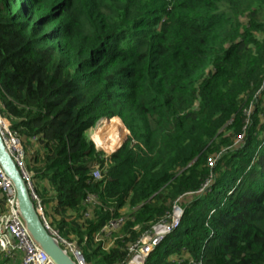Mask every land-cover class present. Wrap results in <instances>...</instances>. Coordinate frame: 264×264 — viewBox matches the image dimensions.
I'll use <instances>...</instances> for the list:
<instances>
[{
	"label": "trees",
	"instance_id": "16d2710c",
	"mask_svg": "<svg viewBox=\"0 0 264 264\" xmlns=\"http://www.w3.org/2000/svg\"><path fill=\"white\" fill-rule=\"evenodd\" d=\"M263 91L264 0H0V115L86 264H128L176 207L145 264H264ZM118 119L106 156L88 132L116 148Z\"/></svg>",
	"mask_w": 264,
	"mask_h": 264
},
{
	"label": "built area",
	"instance_id": "2783aa9c",
	"mask_svg": "<svg viewBox=\"0 0 264 264\" xmlns=\"http://www.w3.org/2000/svg\"><path fill=\"white\" fill-rule=\"evenodd\" d=\"M0 132L8 150L10 151L12 157L17 163L24 179L29 186L39 214L43 218L45 224L50 227V223L44 212L43 201L39 198L38 195H36L31 175L26 167V149L24 147V144L19 138L18 134L11 129V124L1 115ZM93 176L100 179L102 177V171L100 169H96L93 172ZM0 193L5 199L4 210L0 213V256L4 260V262H1V264H18L19 261H21L22 264H53L47 254L41 250V248L36 244V242L32 239L30 233L28 232L26 224L20 216L19 211L16 207V196L13 185L8 180L1 168ZM89 202L92 203V200H90ZM183 215L184 210L181 207H176L173 213L168 217L167 221L156 226L153 229L152 234L144 238L147 239L146 243H144V239L142 240L141 246L144 245L143 247H145V244H147V246L144 248V250L141 251V253L144 254V252H147L149 253L147 257H149L150 254L156 249V247L163 243L166 237L172 234L179 227ZM120 224L121 221L119 220L109 221V223H107L100 230V232L95 235V241H102V237L104 235H108L113 230H116L120 226ZM56 234L65 248L67 246L72 247L74 245H77L76 242L74 244L69 243L58 233ZM131 251L132 253H134L135 249L133 248ZM147 257L145 258V256L143 255L144 261L142 262V264L146 263V260L148 259ZM80 264H86L84 259L81 258Z\"/></svg>",
	"mask_w": 264,
	"mask_h": 264
},
{
	"label": "water",
	"instance_id": "95a60500",
	"mask_svg": "<svg viewBox=\"0 0 264 264\" xmlns=\"http://www.w3.org/2000/svg\"><path fill=\"white\" fill-rule=\"evenodd\" d=\"M0 168L13 185L17 210L36 244L47 254L53 264H80L81 260L76 256L77 254H71L64 247L57 234L45 224L39 214L29 186L8 150L1 132ZM79 256L82 258L81 255Z\"/></svg>",
	"mask_w": 264,
	"mask_h": 264
},
{
	"label": "rangeland",
	"instance_id": "374dc122",
	"mask_svg": "<svg viewBox=\"0 0 264 264\" xmlns=\"http://www.w3.org/2000/svg\"><path fill=\"white\" fill-rule=\"evenodd\" d=\"M262 95H264V91H263V93L260 95V97L262 96ZM259 97V98H260ZM260 99H263V98H260ZM263 102V104H262V107H264V100L262 101ZM117 119V118H116ZM104 121V120H103ZM103 121H100L93 129H91V130H89V132H88V139H89V141L91 142V143H93V145L95 146V148L97 149V151H99V152H101V153H104L106 156H111L117 149L118 150H120V148L124 145V143L127 141V139L130 137V132L127 130V128L124 126V124L122 123V121L120 120V119H118V121L119 122H121V124L123 125V128H124V130H126V132H125V137H124V140H123V142H122V144H120V145H118L116 148H113L112 149V146H113V141H114V139L113 138H111L112 136L105 130V128L104 127H102L101 126V123L103 122ZM99 127H102L106 132H107V134H108V138H107V140H108V142H107V140L105 139V140H103V137H101L99 140L102 142V141H104V144L102 145V146H99L97 143H96V141L93 139V136L96 134V132H97V130H98V128ZM108 127V126H107ZM108 129L110 130V131H113L115 128H110V127H108ZM118 133H119V130H118ZM111 150H114V152H112ZM117 150V151H118ZM182 208V207H181ZM183 209V208H182ZM95 239V238H94ZM145 241H144V243H146V240L147 239H144ZM66 241H68L69 243H75V242H71V241H69V240H67L66 239ZM75 246V247H74ZM74 246H67L66 247V249L71 253V254H75V252L76 253H78V254H80L81 256H82V250H81V248H80V246L79 245H74ZM144 246V245H143ZM143 246H141V247H138V248H136L135 247V251H134V253H133V257H132V259H131V261H130V263H128V264H142V262L144 261V259H143V255L145 256V258L149 255V253H147V252H144V254H142L141 253V251L142 250H144V248L147 246V244H145V247H143ZM82 258H83V256H82ZM148 258V257H147ZM84 259V258H83ZM18 264H22L21 263V261H19L18 262ZM144 264V263H143Z\"/></svg>",
	"mask_w": 264,
	"mask_h": 264
},
{
	"label": "crops",
	"instance_id": "0c3cea01",
	"mask_svg": "<svg viewBox=\"0 0 264 264\" xmlns=\"http://www.w3.org/2000/svg\"><path fill=\"white\" fill-rule=\"evenodd\" d=\"M117 143H120L119 141H117ZM39 187H46V184L42 183L40 184ZM39 196V195H38ZM43 197V198H42ZM42 197L40 196L39 198L43 201V207H44V212L45 215L49 221V223H53V221L56 220V213H57V209L59 207L58 203L56 200H54L53 195H42ZM103 239V237H102ZM21 259V257H20Z\"/></svg>",
	"mask_w": 264,
	"mask_h": 264
},
{
	"label": "bare ground",
	"instance_id": "6f19581e",
	"mask_svg": "<svg viewBox=\"0 0 264 264\" xmlns=\"http://www.w3.org/2000/svg\"><path fill=\"white\" fill-rule=\"evenodd\" d=\"M104 127H107L108 124H107V120L105 119V122L103 123ZM108 128V127H107ZM101 137H99L100 139ZM99 139H98V142H99ZM75 254H77L76 256L79 258V260H81V258L79 257L78 253L75 252Z\"/></svg>",
	"mask_w": 264,
	"mask_h": 264
}]
</instances>
